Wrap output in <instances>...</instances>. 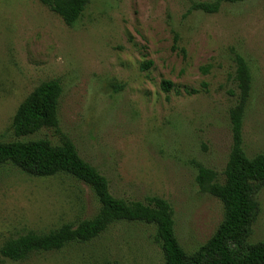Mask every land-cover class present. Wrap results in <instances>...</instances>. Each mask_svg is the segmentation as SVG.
<instances>
[{
	"label": "rangeland",
	"instance_id": "rangeland-1",
	"mask_svg": "<svg viewBox=\"0 0 264 264\" xmlns=\"http://www.w3.org/2000/svg\"><path fill=\"white\" fill-rule=\"evenodd\" d=\"M214 0H89L67 25L41 0H0V139L15 140L13 118L40 83L63 86L60 128L119 198L167 199L188 254L224 217L217 197L200 190L198 165L223 173L233 145L230 110L241 99L237 55L252 84L244 114V149L264 152V0L225 2L216 13L190 10ZM170 81L169 90L163 83ZM60 141L53 129L22 137ZM250 241L264 242V186ZM92 189L73 176H34L0 165V264H165L153 224L114 223L88 243L1 254L10 238L48 232L90 218Z\"/></svg>",
	"mask_w": 264,
	"mask_h": 264
},
{
	"label": "trees",
	"instance_id": "trees-1",
	"mask_svg": "<svg viewBox=\"0 0 264 264\" xmlns=\"http://www.w3.org/2000/svg\"><path fill=\"white\" fill-rule=\"evenodd\" d=\"M194 2L191 9L216 13L225 2ZM64 22L73 26L82 16L89 0H41ZM237 80L241 99L230 110L233 145L223 178L212 168L198 165L197 183L201 191L217 197L224 206V217L216 232L197 251L188 254L175 231L173 207L160 196L147 200H128L114 196L107 178L81 157L73 140L60 128V102L63 86L60 80L40 83L22 101L13 118L17 139H0V165L11 163L27 174L55 176L66 174L86 183L99 201V209L90 218L65 223L48 232L29 230L8 239L1 254L14 261L28 259L34 253L57 251L73 243H88L99 237L114 223L140 221L156 228L155 241L161 247L165 264H264V242L250 241L252 224L260 210L257 194L264 186V152L249 156L244 149V114L250 94L252 76L246 60L237 55ZM170 81L163 83L167 91ZM53 129L60 135L54 142L48 137L20 138ZM105 264H117L107 261Z\"/></svg>",
	"mask_w": 264,
	"mask_h": 264
}]
</instances>
